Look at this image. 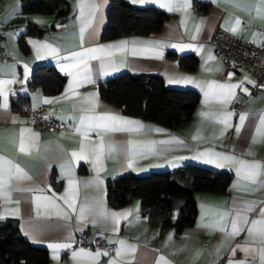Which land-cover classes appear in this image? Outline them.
Returning <instances> with one entry per match:
<instances>
[{"label":"crops","instance_id":"obj_1","mask_svg":"<svg viewBox=\"0 0 264 264\" xmlns=\"http://www.w3.org/2000/svg\"><path fill=\"white\" fill-rule=\"evenodd\" d=\"M68 1L69 16L60 21L53 13H23L20 0H0V45L15 58L0 64V81H12L0 84V157L30 178L8 181L4 191L11 194V201L6 202L0 197V220L18 219L22 234L32 244L47 249V264H109L112 260L118 264L126 261H131V264H158L160 257L167 264H229L230 261L233 264H261L264 245L260 243L259 230L264 225L258 224L252 235L248 229L252 228L253 220L262 219L259 209L264 206V175L258 176L256 183H251L238 177V164L226 160L206 162L212 159L209 156L195 157L200 153H216L221 157L232 156L236 160L264 165V128L261 133L256 131L260 127L259 118L264 116V88L252 92L245 83L252 85L255 74L226 63L213 44L219 29L233 33L232 28L236 29L234 34L244 40L252 43L264 41V0H187V8L174 7L171 11L161 7L168 0H126L138 7H157L170 16L157 33L109 40L102 39V31L110 0ZM196 1L206 3V9H199ZM178 2L183 4L184 0ZM93 4L98 6L95 11ZM89 19L92 23L85 29L82 46L80 30ZM30 26L33 30L40 28L43 31L40 35L27 33ZM121 41L127 43L122 49L110 50L112 54L106 57L105 69H101L100 60L88 59L90 73L83 72V64L67 71L61 70L72 63L65 57L73 53L116 45ZM173 44L178 47H171ZM42 45L48 47H40ZM183 45L189 47L181 50L179 46ZM168 52L194 54L199 59L198 65L194 70H185L178 60L167 56ZM47 63L53 64L59 73L66 76L61 91L53 95L44 93L40 87L29 86L34 67ZM124 72L159 74L169 87L197 90L199 102L192 114L181 118L174 127L128 116L120 108L102 100L98 88L103 80ZM77 73L81 75L77 76ZM84 75H90L92 82L84 80ZM184 77L192 78V82H184ZM241 83L247 92L236 88L226 100L217 99L212 94L205 96L210 91V84ZM26 95L29 96L25 105L21 109L13 108V102ZM234 99L245 103L243 111L235 113L229 109ZM46 100L50 103H45ZM28 106H44L46 114L66 123L69 128L59 131L39 128L22 113V109ZM201 113L211 116L205 118ZM242 114L247 118L241 126ZM105 115L133 123L115 122L114 127V122L106 121L107 128L95 129L87 136L77 131L81 117ZM237 127H240L239 133L235 130ZM129 141L136 146L131 154L127 152ZM21 142L24 151H20ZM110 144L116 146L115 151H108ZM82 150L84 158L80 157ZM74 152L76 157L72 155ZM189 162L228 170L232 172V180L226 192H194L196 218L193 225L182 231L152 222L144 214L138 197L119 207L109 205L108 180L128 172L141 174ZM218 162L223 166L218 167ZM81 165L86 167V171H80ZM261 171L264 173V168ZM69 181H72L71 187ZM85 182H89L87 187ZM17 185L32 191H18ZM74 197L75 213L65 203V200L73 202ZM86 200L90 204L98 202L97 206L109 213L127 212L129 215L106 225L90 223L91 216L80 221L79 208ZM249 203L256 206L255 211L244 209L243 206ZM15 209L19 211L15 212ZM237 212L246 216L248 223L238 225L243 230L232 234L231 223ZM64 213L68 214L67 219ZM222 213L228 215L221 219ZM221 225L225 230H221ZM82 232L90 241L98 236H104L108 242L114 241L112 252H107L105 247H68L54 252L49 247L50 244L69 243L72 246L77 234ZM120 241L125 242V248L117 257ZM128 246H134L135 252L128 251ZM81 249L107 255L102 254L95 260L88 256L73 259L72 253Z\"/></svg>","mask_w":264,"mask_h":264},{"label":"trees","instance_id":"obj_2","mask_svg":"<svg viewBox=\"0 0 264 264\" xmlns=\"http://www.w3.org/2000/svg\"><path fill=\"white\" fill-rule=\"evenodd\" d=\"M20 3L23 13H53L60 21H65L70 12L68 0H20ZM195 4L202 11L206 9L204 2L196 1ZM169 16L157 7H138L126 0H110L102 39L157 33ZM42 31L30 26L27 33L40 35ZM167 56L178 60L185 70H194L199 62L194 54L168 52ZM65 80L66 76L53 64H39L33 69L29 86L40 87L44 93L53 95L61 91ZM98 88L101 99L120 108L122 113L167 127H174L181 118L190 116L200 99L197 90L169 87L159 74L124 72L103 80ZM28 96L14 101L13 108L21 109ZM79 169L86 171L84 165ZM231 180L232 172L228 170L189 162L141 174L128 172L110 179L107 181V200L111 207H119L138 197L144 214L152 222L175 227L180 232L193 225L196 218L194 192H226ZM47 262V249L32 244L22 234L18 219L0 220V264Z\"/></svg>","mask_w":264,"mask_h":264},{"label":"snow or ice","instance_id":"obj_3","mask_svg":"<svg viewBox=\"0 0 264 264\" xmlns=\"http://www.w3.org/2000/svg\"><path fill=\"white\" fill-rule=\"evenodd\" d=\"M141 2H143V0H141ZM188 2L187 0H184L183 4H180L178 2V0H168L167 3L161 4V7H165L168 8V10H172L174 7H184L187 8ZM93 10H97L98 6L93 4L92 5ZM81 15H83V7H81ZM91 19H89L85 26L81 28L80 30V39H81V45L83 46V39H84V32L85 29L87 27L91 26ZM236 24H239V20L236 21ZM231 31H233V33H235L236 29L232 28ZM193 39H195V37H193ZM126 41H121L119 44L116 45H108L106 47H94V48H87L84 49V51L82 52H78V53H73L72 56L70 57H65L66 60H70L72 61V63L64 66L61 68L62 71H67V69L69 68H77L79 67L81 64L85 65L83 72L84 73H90V69L87 67V60L88 59H97L100 60V67L101 69H105L106 67V57L111 56V49H122L124 47V45L126 44ZM171 47H178L177 45L173 44L170 45ZM40 47H44L47 48V45H42ZM181 48V50H183L184 47H189L188 45H183V46H179ZM51 51L54 53L55 49H51ZM135 54V51L134 53ZM157 55H159V53H157ZM71 74V73H69ZM80 73H77V76H80ZM231 73L229 74V77H231ZM25 78H27V69H26V76ZM83 79L86 80L87 82H92L91 81V76L90 75H84ZM184 82H192V78L190 77H184L183 78ZM12 81H0V84H6V83H11ZM249 83H252L251 81H249ZM209 88V92L205 93V96L208 97L210 94L214 95L217 99H221V100H226L228 97H230L233 94V90L236 88H242L245 92H247V89L244 88L243 83L236 85V84H218V85H208ZM72 89V84L69 85V90ZM2 94V93H0ZM45 103H50V101H45ZM5 107H6V103H5ZM229 116L231 115V113L228 114ZM201 116L205 117V118H210L211 114L209 113H201ZM247 117L245 115H241L240 116V122H241V126L243 125V122L245 121ZM45 119H47V117H45ZM226 120V117H225ZM106 121H112L114 122V127H115V122H118L119 124H132V121H127V120H123L120 117L114 116V115H105V116H89V117H81L80 119V128L77 129V131H82V134L87 136V134L90 131H93L95 129L98 128H107V124L105 123ZM259 125L260 127H257L256 131L257 133H261L262 128H264V116H261L259 118ZM117 130H124V129H117ZM236 132L239 133L240 132V127H237ZM253 142H255V138H253ZM135 145L133 144L132 141L128 142V148H127V152L129 154H131L133 152V150L135 149ZM116 146L115 145H109L108 146V151L112 152L115 151ZM24 146H23V142H21V146H20V151H24ZM73 157L77 156V153H72ZM202 156H209L212 159H209L206 162H213V160H220V161H231L235 164H238L239 167L237 168V175L238 177H241L242 179L249 181L251 183H256L257 182V177L264 175V173H262L261 169L264 168V165H260V164H256V163H247L243 160H236L235 157L232 156H219V154L216 153H200L198 155V157L195 158H199ZM80 157L84 158V154H83V150L80 153ZM129 159H131V156H129ZM4 165H7V168H5ZM131 166V163H129V167ZM217 166H223L222 163H217ZM15 169V171L13 172L12 169ZM11 179H16V180H25V179H30L29 177L25 176L21 170L18 167H15V165H13L10 161H5L3 160L2 157H0V197H3V199L6 202H10L11 201V194L8 192L4 191V188L7 186L8 181ZM89 182H85V186H88ZM97 183H101L99 181H97ZM262 184H264V182H262ZM69 185L71 187L72 185V181H69ZM16 190L18 191H32V189L29 188H20L19 185L16 186ZM74 199L73 198V202H69L68 200H65V203L68 204V208L72 210V212H76L77 209L75 207V203H74ZM17 203H19V201H17ZM97 203H88L87 200L85 201V203L79 208V216L78 219L80 221H83L85 219H87L88 216H91L92 219L89 221L90 223L96 224V223H103V224H107L108 222H112L115 223V221L119 218V217H126L127 215H129V213L124 212V213H109L107 212L105 209H103L102 207L97 206ZM244 209L248 212L251 211H255L256 210V206L254 204H245ZM15 212H18L19 209H15ZM228 213H222L221 214V219H223L224 216H227ZM259 216L262 218L261 220H253L252 223V228L248 229L249 235H252L254 233V231H256V226L258 224H262L264 225V206H261L259 209ZM64 218L67 219L68 218V214L64 213ZM248 220L246 216H242L240 212H237L235 218L232 220L231 223V229H232V234H237L238 232L242 231L243 229L238 226V225H242V224H247ZM221 230H225V226L221 225ZM115 230V229H112ZM259 237H260V243L262 245H264V228L259 230ZM109 243H114V241H109ZM120 248L117 249L116 251V256L119 257L122 255V250L125 248V242L124 241H120ZM50 248L53 249V251L55 252L56 249H60V248H68L71 247V244H50L49 245ZM245 251H247V249H244ZM128 251L130 252H135V247L134 246H128ZM107 255V253H101L99 251H97L95 254L89 253V252H85L83 249H81L79 252H73L72 253V258L76 259L79 256H88L91 257L93 260H95L97 257H99L100 255ZM234 254V253H233ZM55 258V257H54ZM109 264H118V262L116 260H112L109 262ZM124 264H131V261H126L124 262ZM158 264H167V262L164 260L163 257H160ZM229 264H233L232 261L229 262ZM241 264H245V262H241ZM261 264H264V248L261 249Z\"/></svg>","mask_w":264,"mask_h":264},{"label":"built area","instance_id":"obj_4","mask_svg":"<svg viewBox=\"0 0 264 264\" xmlns=\"http://www.w3.org/2000/svg\"><path fill=\"white\" fill-rule=\"evenodd\" d=\"M213 44L217 54L222 57L226 63L235 67L246 68L248 71L255 74L256 79L252 85L245 83L252 92L264 88V41L252 43L228 30L219 29L214 36ZM14 60V55L12 53H7L0 45V64ZM244 107L245 103L243 101L234 99L230 102L229 109L237 113L243 111ZM22 113L27 119L43 130L54 129L59 131L69 128L66 123L61 122L51 114H46L44 106L37 108L30 106L24 107ZM45 117H47V119H45ZM78 247H105L107 252H112L114 244L109 243L104 236H98L93 241H90L86 233L82 232L77 234L76 240L70 249Z\"/></svg>","mask_w":264,"mask_h":264}]
</instances>
